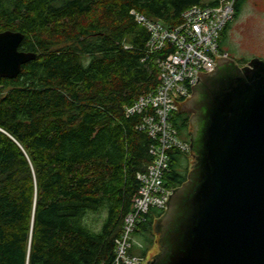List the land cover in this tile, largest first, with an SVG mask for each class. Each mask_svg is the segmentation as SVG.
<instances>
[{
	"label": "trees",
	"instance_id": "1",
	"mask_svg": "<svg viewBox=\"0 0 264 264\" xmlns=\"http://www.w3.org/2000/svg\"><path fill=\"white\" fill-rule=\"evenodd\" d=\"M245 1L235 0L233 19ZM218 2L0 0V31L23 32L20 48L37 54L16 78L0 79V264L114 260L154 143L138 128L143 115L126 107L157 89L164 55L148 52L150 33L132 10L174 28L192 6ZM171 120L190 143L188 115L177 110ZM170 154L165 178L174 187L192 153ZM163 211L152 208L138 226L145 246L134 252L145 257L154 247Z\"/></svg>",
	"mask_w": 264,
	"mask_h": 264
},
{
	"label": "water",
	"instance_id": "2",
	"mask_svg": "<svg viewBox=\"0 0 264 264\" xmlns=\"http://www.w3.org/2000/svg\"><path fill=\"white\" fill-rule=\"evenodd\" d=\"M24 37L0 32V79L16 78L36 58L20 50ZM228 57L215 53L180 105L199 112L195 161L155 222L154 264H264V56L244 66Z\"/></svg>",
	"mask_w": 264,
	"mask_h": 264
},
{
	"label": "built area",
	"instance_id": "3",
	"mask_svg": "<svg viewBox=\"0 0 264 264\" xmlns=\"http://www.w3.org/2000/svg\"><path fill=\"white\" fill-rule=\"evenodd\" d=\"M132 13L150 33L148 52L164 55L157 58V89L142 94L126 107L127 115H143L138 128L148 132L154 143L150 147L152 162L146 171L137 175L140 187L131 210L124 216L122 231L115 241V257L110 264H143V256L133 253L137 243L135 231L147 220L152 208L165 209L172 187L165 178L170 171V152L190 151L189 141L179 135L172 123V113L191 95L196 75L213 66V55L229 56L228 51L220 49V40L222 31L234 17L235 0L194 5L183 13L182 22L174 28L136 10Z\"/></svg>",
	"mask_w": 264,
	"mask_h": 264
},
{
	"label": "rangeland",
	"instance_id": "4",
	"mask_svg": "<svg viewBox=\"0 0 264 264\" xmlns=\"http://www.w3.org/2000/svg\"><path fill=\"white\" fill-rule=\"evenodd\" d=\"M223 48L239 62L247 61L252 55L264 56V0H246L244 2L242 11L235 19H232L223 40ZM154 233L156 236L155 246L152 248L150 256L158 249V233L156 231ZM136 240L138 241V239ZM134 248L133 253L138 254L134 252L136 249ZM137 250L140 252L139 249Z\"/></svg>",
	"mask_w": 264,
	"mask_h": 264
},
{
	"label": "flooded vegetation",
	"instance_id": "5",
	"mask_svg": "<svg viewBox=\"0 0 264 264\" xmlns=\"http://www.w3.org/2000/svg\"><path fill=\"white\" fill-rule=\"evenodd\" d=\"M2 31V30H1ZM0 31V32H1ZM4 31V30H3ZM23 43V42H22ZM22 45V44H21ZM21 47V46H20ZM20 50H23V49H21L20 48ZM229 59H231V60H234L235 61V63L237 64V65H239V66H244V65H247L248 63H249V61L252 59H248L247 61H245V62H239L234 56H232V55H230L229 54V57H228ZM182 105V104H181ZM188 105L189 104H187L186 105V107H188ZM179 111L181 112V114H183V115H188V119H189V129H188V134H189V138L191 137V133H194L195 131H196V123H195V121H197V117L199 116V112H189V111H185L184 110V108H182L181 109V107H180V109H179ZM192 163L190 164L191 166H190V168H189V171H188V173H187V175H186V179L184 180V181H182V183H178V184H176L174 187H173V190L174 189H176L177 187H180L181 185H183V183H185L187 180H188V175H189V172L192 170V167H193V164H194V158H193V155H192ZM165 213V210L163 211V213H162V215ZM161 215V216H162ZM160 216V217H161ZM160 217H157L156 219H155V221H154V224H153V229H154V226H155V222H156V220L158 219V218H160ZM154 232H155V230H154ZM138 246H140V248H143L144 246H145V244L139 239L138 241ZM158 244H159V250L157 251V252H155V253H153L151 256H150V253H151V250L152 249H150L149 251H148V254L144 257V261H143V264H154V262L157 260V257H155V256H157L159 253H160V251H161V245H160V243L158 242ZM155 246V245H154Z\"/></svg>",
	"mask_w": 264,
	"mask_h": 264
}]
</instances>
